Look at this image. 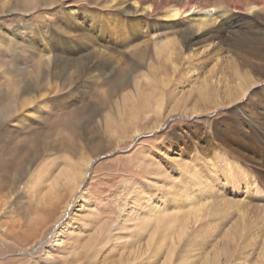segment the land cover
<instances>
[{"label": "rangeland", "instance_id": "1", "mask_svg": "<svg viewBox=\"0 0 264 264\" xmlns=\"http://www.w3.org/2000/svg\"><path fill=\"white\" fill-rule=\"evenodd\" d=\"M27 1L0 0V114L18 104L0 126V264H264L213 260L223 225L214 239L206 202L188 206L205 197L190 180L207 171L196 138L227 115L229 55L157 26L134 36L121 12L85 0ZM234 199L264 209L263 193Z\"/></svg>", "mask_w": 264, "mask_h": 264}, {"label": "bare ground", "instance_id": "2", "mask_svg": "<svg viewBox=\"0 0 264 264\" xmlns=\"http://www.w3.org/2000/svg\"><path fill=\"white\" fill-rule=\"evenodd\" d=\"M28 1L32 3L30 7L33 11L40 7L62 6L71 0ZM85 2L88 5L95 3L109 11L121 12L128 19L130 33L134 36L140 35L139 29L146 25L154 28L157 26L172 30L176 34L180 32L182 44L208 43L209 47L213 45V48L222 55H229V66L222 82L227 115L220 121H211L205 117L201 121L206 124L207 134L196 138L198 142L200 140L203 145L206 144L205 147L201 144L199 150L201 148L206 156L202 167H207V171L206 177L202 180L199 169L196 165L192 166L194 177L190 180L197 189L204 186L202 190L205 197L198 199L192 194L188 198L191 204L188 206L193 207L195 202H206L205 217L209 219V232L214 239H219L215 238V234L223 225L224 239L218 246L212 244L211 255L213 253L215 255L212 256L213 260L222 258L264 260L263 206L253 205L256 210L252 211L250 200L234 199L239 190L246 192L251 198L254 194H264V0H85ZM68 9H72L71 15L73 13L75 15L73 20L80 26L94 25L95 19L91 11L77 12L74 7ZM7 11L12 12L3 10V13ZM80 29L81 27L77 28L78 31ZM97 31L103 35L106 30L98 28ZM67 33L70 34V31ZM67 43L72 44L71 51H77L75 43L71 41ZM60 50H62L60 46L55 47V51ZM56 60L54 63L57 66L61 59ZM94 68L97 71L100 69L98 64L94 65ZM216 71L218 72V68L213 71V76ZM89 74L92 78L91 73ZM231 76L238 82L232 84ZM211 78L206 79L213 85ZM209 82L205 86L206 95H212V86ZM9 106L10 110L0 114V126L17 111L16 102ZM75 179L78 182L80 178ZM222 189H225L224 198L221 196L222 198L218 199L217 192ZM172 199L175 200L176 196ZM202 212V207L196 210L194 215L196 220H199ZM230 223L231 226L226 228ZM209 232H205L201 237L204 240L208 239L206 237ZM44 245L41 244L40 248Z\"/></svg>", "mask_w": 264, "mask_h": 264}]
</instances>
